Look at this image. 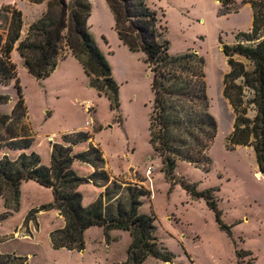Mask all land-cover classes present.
<instances>
[{
    "label": "rangeland",
    "instance_id": "obj_1",
    "mask_svg": "<svg viewBox=\"0 0 264 264\" xmlns=\"http://www.w3.org/2000/svg\"><path fill=\"white\" fill-rule=\"evenodd\" d=\"M145 1L156 14L158 31L163 27L160 41L169 42L170 55L190 52L203 59L200 85H205L209 112L217 124V135L208 152L210 167L178 163L177 182L166 174L151 141L156 65H148L142 51L130 50L120 39L106 0H89V26L119 86V106L91 87L90 77L67 45L56 70L42 80L28 72L15 51L12 61L17 66L26 106V115H21L15 130L27 131L33 138L32 147L23 152L39 154L42 163L49 166L51 142L61 144L64 135L71 133H90L104 153L110 181L139 184L150 191L140 213L155 215L156 237L172 260L165 263L148 258L144 264H264V172L252 147L230 146L228 138L234 129L235 113L224 96V77L231 70L224 46L233 47L236 35L251 29L252 4L233 0L237 7L228 11L220 0ZM8 6L23 14V38L28 27L48 11L46 3L0 0V11ZM0 30L6 38V31L2 27ZM233 59L243 63L246 70H253L252 63L244 57L234 55ZM15 85V81L0 85V96L10 98L0 106L1 115H12L19 99ZM88 103L91 112L87 110ZM183 106L192 110L196 105L186 100ZM90 145L91 141L78 143L74 154L86 152ZM21 153L3 149L0 159L4 155L16 159ZM72 168L82 178L94 173L90 164L78 160ZM184 184L195 187L198 193L214 191L222 223L230 227L228 231L221 229L217 213L207 201L193 196ZM112 187L116 189L113 184ZM78 191L85 207L103 193L102 187L91 182L80 185ZM53 202V191L35 181L22 183L18 208H8L0 196V264L11 256L17 258L12 264L126 263L132 239L124 231L114 230L107 237L103 228L91 227L84 234L83 249L56 248L51 235L64 228V219L56 210H40ZM31 214L34 218L28 220Z\"/></svg>",
    "mask_w": 264,
    "mask_h": 264
},
{
    "label": "trees",
    "instance_id": "obj_2",
    "mask_svg": "<svg viewBox=\"0 0 264 264\" xmlns=\"http://www.w3.org/2000/svg\"><path fill=\"white\" fill-rule=\"evenodd\" d=\"M28 1L46 3L48 11L28 27L24 38L22 12L11 9V5L0 11V27L7 34L5 38L0 30V85L15 81L19 93L12 115L0 113V150L22 151L16 159L8 155L0 159V196L8 208H18L23 182L35 181L51 189L54 202L40 210H56L63 215L64 228L51 235L56 248L81 250L85 244V232L91 227H100L107 237L114 230L130 234L132 242L125 264H144L148 258L170 263L172 255L163 248L155 234V215L140 213L143 199L149 198L150 191L144 190L139 184L124 185L118 179L110 181L103 152L94 145L90 133H71L64 135L61 144L51 142L49 166L42 163L39 154L23 152L32 147L33 138L27 135V131L15 130L26 110L17 66L12 61L15 51L23 59L28 72L42 80L56 70L61 51L67 45L90 77L91 87L119 106V86L90 30L92 5L89 0ZM220 2L222 8L228 11L231 7H237L233 0ZM106 3L124 44L132 51H142L148 65H156L153 73L155 100L151 116V141L166 174L177 182L175 171L181 162L209 168L211 160L208 152L217 135V124L209 112L205 85H200L204 77L203 59L199 54L190 52L176 57L170 55L169 42L160 41L163 27L160 26L159 32L155 24L156 14L151 12L145 0H106ZM249 3L253 9L251 29L239 32L233 47L224 46L223 53L231 67L224 77V96L235 113L234 129L228 138L230 146L252 147L264 172V0H243V4ZM237 11L238 8L234 10ZM234 55L251 62L253 70H246L243 63L233 59ZM247 91L250 94L248 96ZM8 100L9 97L0 96V106ZM186 100L196 106L192 110L184 108ZM196 107L200 109L194 110ZM6 133L8 136H3ZM87 141H91L90 148L86 152L74 154V147ZM75 160L90 164L94 173L88 178L80 177L72 168ZM90 182L102 187L103 193L92 205L85 207L78 188ZM184 187L193 196L204 198L217 213L221 229L229 230L230 227L222 223L213 190L198 193L189 184H184ZM32 217L31 214L28 220ZM15 261L17 258L11 256L4 264Z\"/></svg>",
    "mask_w": 264,
    "mask_h": 264
},
{
    "label": "crops",
    "instance_id": "obj_3",
    "mask_svg": "<svg viewBox=\"0 0 264 264\" xmlns=\"http://www.w3.org/2000/svg\"><path fill=\"white\" fill-rule=\"evenodd\" d=\"M216 1V3L218 2L217 0H215ZM90 22V21H89ZM24 32V31H23ZM49 139L51 138V136L50 137H48ZM94 141V140H93ZM94 143V145H96V146H98L100 149H101V147H100V145H98V144H96L95 143V141L93 142ZM101 151H102V149H101ZM103 152V151H102ZM103 157H104V153H103ZM104 160H105V157H104ZM51 163V162H50ZM105 169L107 170V164H106V160H105ZM93 171H94V168H93Z\"/></svg>",
    "mask_w": 264,
    "mask_h": 264
},
{
    "label": "built area",
    "instance_id": "obj_4",
    "mask_svg": "<svg viewBox=\"0 0 264 264\" xmlns=\"http://www.w3.org/2000/svg\"><path fill=\"white\" fill-rule=\"evenodd\" d=\"M88 105V107H87V110L89 111V112H91V107L89 106V103L87 104ZM51 139V138H50ZM53 141V140H52Z\"/></svg>",
    "mask_w": 264,
    "mask_h": 264
},
{
    "label": "water",
    "instance_id": "obj_5",
    "mask_svg": "<svg viewBox=\"0 0 264 264\" xmlns=\"http://www.w3.org/2000/svg\"><path fill=\"white\" fill-rule=\"evenodd\" d=\"M218 2H219V1H218ZM59 215H60V216H63L61 212H59Z\"/></svg>",
    "mask_w": 264,
    "mask_h": 264
}]
</instances>
